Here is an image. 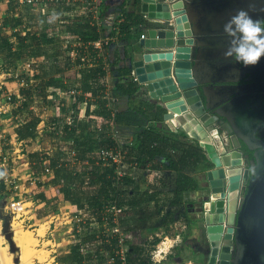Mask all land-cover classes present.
I'll list each match as a JSON object with an SVG mask.
<instances>
[{
  "label": "crops",
  "instance_id": "crops-1",
  "mask_svg": "<svg viewBox=\"0 0 264 264\" xmlns=\"http://www.w3.org/2000/svg\"><path fill=\"white\" fill-rule=\"evenodd\" d=\"M134 1L104 0L102 25L99 26L93 15L85 17L82 14H77L76 18L62 24V10L59 7L56 8L49 4L30 5L26 0H0V34L10 40L15 60L14 65L10 66L11 58L0 56V105H3L0 110L3 109L1 112L5 114L2 118L9 122L6 129H0V222L4 223V228L10 229L11 222L7 204L14 199L33 200L35 214L25 218L26 222H33L32 226L37 222L49 220L55 214H64L79 209L64 198L62 188L65 183L61 176L56 175V169L51 166V160L56 154L62 157L68 155L69 161L72 162L67 168L62 169L73 171V174L77 172L81 174L84 171L87 176V173L93 169L89 161H96L97 167L99 166L100 169L105 168V164L100 166L98 157H94L96 151L89 154V160L79 163H75L74 158L68 152L70 149L74 150L76 139L101 140L102 134L112 138L109 134L112 122L105 119L106 114L110 113L106 109L104 100L105 77L109 76L112 83L111 88H113L114 75H118L117 72L114 73L117 71H114V65L119 64V67H128L132 70L133 59H138L135 56V51L139 47L140 37L145 34L148 28L161 27L159 23L148 21L146 16L141 13L140 8L134 6ZM128 2H132L133 5ZM105 6L108 8H106L108 14L115 12L121 17L120 32L121 25L125 18L127 19L122 15V12L127 11L133 14L135 23L131 28V35H135V38L128 43L120 40L119 32L118 40L105 48L102 56L94 43L100 37L110 33L109 28L105 25L108 16L107 13L104 14ZM54 29H57L56 31L60 34L54 35ZM78 37L82 38L84 44L77 47L79 58L74 64L69 58V51L66 50V47H69L70 50L75 49L73 47L74 40ZM106 66H110L109 73ZM22 89L31 92L32 101H27L25 96H21ZM55 89L76 90V101L72 98L60 97L57 92H54ZM85 101L87 107L83 104ZM155 102L153 101V115L158 116L161 113L156 112L157 104ZM127 106V101L122 100L121 108L125 109ZM110 114L114 117L115 111ZM32 117L37 119V124L32 130L33 136L21 138L18 135V129L26 125ZM0 121L3 122L1 119ZM160 122L162 120L149 125L157 127L158 130L164 131L166 134L176 135V138L183 141L179 144L181 151H186L188 149V143L185 142L188 138L186 133L181 130L178 133L167 131ZM98 127L102 128V132H98ZM122 135L119 139L125 143L131 138L133 131L125 132ZM188 140L191 139L188 138ZM190 142L191 144L196 143L192 140ZM18 151L23 154H17ZM21 158H23V164L18 166L21 162L17 160ZM31 172L39 177V180H36L34 184L29 181ZM162 180L163 177L159 179L164 182ZM76 183L75 186H79V181ZM96 187L98 186L96 185ZM201 194L197 191L195 197L199 198ZM192 197L194 198L193 193ZM151 203H155V201L152 200ZM83 210H86L84 220L88 226L98 224L95 218H91L92 208L86 207L80 211ZM186 217V220L180 219L168 224V230H175L174 234L179 232L183 236L184 232L190 230L189 226L192 223L188 222V216ZM158 218H160L159 215ZM65 227L66 225L63 229H61L62 227L57 228L56 233L65 230ZM99 227L101 228L100 225ZM167 227L160 228L159 232H165ZM155 234L158 235V232ZM50 235L49 233L48 237ZM61 240H63L62 244L57 243V245L54 243L56 241L54 238L47 240L58 248L55 249L54 245H49L48 247L53 248H48V250L52 252L53 257H56L58 264H71L61 262L60 258L69 255L75 244L71 245V241L69 242V239L67 241V238ZM99 248L102 251L104 247ZM106 251L108 250L106 249ZM89 258L91 256L84 258V264ZM112 261L114 262L113 259Z\"/></svg>",
  "mask_w": 264,
  "mask_h": 264
},
{
  "label": "water",
  "instance_id": "water-1",
  "mask_svg": "<svg viewBox=\"0 0 264 264\" xmlns=\"http://www.w3.org/2000/svg\"><path fill=\"white\" fill-rule=\"evenodd\" d=\"M241 8L264 19V0H140L141 13L161 27L146 30L132 61L133 76L156 101L164 129L198 141L215 167L204 194L208 264H264V152L232 121L235 104L254 121L245 131L251 138L261 127L264 57L249 67L224 57L229 40L223 26ZM214 127L222 134L230 128V153L212 142ZM234 138L254 152L250 164ZM223 143L229 151L225 137ZM241 181L243 193L234 200Z\"/></svg>",
  "mask_w": 264,
  "mask_h": 264
},
{
  "label": "trees",
  "instance_id": "trees-1",
  "mask_svg": "<svg viewBox=\"0 0 264 264\" xmlns=\"http://www.w3.org/2000/svg\"><path fill=\"white\" fill-rule=\"evenodd\" d=\"M129 3V2H128ZM134 6L140 8V0H135ZM133 5L132 2L129 3ZM105 6L104 14H108ZM125 18L124 23L121 25L120 40L127 41L128 43L135 38V35H131V28L135 21L133 20V14L130 12H122ZM12 44L8 37L0 34V56H6L11 58L10 66L14 65ZM14 60V61H13ZM115 67V68H114ZM115 83L112 88V97L115 100V114L112 117L111 111L106 114L105 119H108L114 125L115 131L119 134V137L123 136L125 132L133 131V135L128 141H126L123 147L128 151L129 162H136L139 164V168L143 169L151 164L152 170H157L165 174H172L176 177V197L171 202V206H184V197L188 196L191 192L199 191V187L194 182L190 173L196 169V166L200 162L199 149L195 146H188L186 151H181L180 141L176 139V135H169L164 131H160L157 127L150 126L152 122L162 120V116L153 115V101L150 99L148 92L143 86H140L135 77L132 76V70L128 67H119V64L114 65ZM25 96L27 101H32L31 92L22 89L21 96ZM13 99V98H12ZM127 101V107L121 108V101ZM103 104V103H102ZM37 124V119L32 117L26 125L18 129V135L22 138L27 136H33V128ZM104 136V137H103ZM117 146V141L113 138L105 137L102 134L100 139H76L74 144V150L76 156L73 157L75 163L89 160V154L92 151L98 149H109ZM191 150H190V149ZM67 156H59L56 154L51 160V166L56 169V175L61 176L65 186L62 188V193L66 201L76 205L80 210L90 207L93 209L91 218H95L98 224L103 230L105 222H108L109 226H113V216L107 212L108 208L112 205L116 199L112 196L113 185V173L114 169L105 166L100 169L97 167L96 161H89L92 166V170L86 173L83 171L81 174L78 172L73 174V171L69 172L62 168H67L72 161H69ZM98 160V164L102 166L103 161ZM209 166L212 167L210 163ZM79 181V186H75ZM126 184L132 185L133 196L129 197V205L132 208H140L139 202H146L147 200H154L156 202V196L158 193H154L150 197L145 195L144 199H138L143 195H140V182H132L126 179ZM165 182V181H164ZM163 182V183H164ZM166 186V183H164ZM87 185V186H86ZM96 185L98 187H96ZM157 203V202H156ZM158 204V203H157ZM119 205V202H118ZM187 209V208H186ZM139 212V211H138ZM159 213V212H158ZM94 215V217H92ZM96 216V217H95ZM157 225H148V218L143 215L139 216L133 227L129 228V235L126 240L128 247V253H126V264H146L145 260L141 257L145 251V246L150 244L153 246L158 245L161 240L159 238L149 241L148 237H144L143 232H152L154 229H160L167 227L168 224L178 221L176 212H168L163 218L157 219ZM89 224V223H88ZM154 228V229H153ZM100 231V232H101ZM88 237V238H87ZM141 238V239H140ZM99 241L104 248L110 250V253H115L119 249V237L117 235L108 236L106 234L93 233L85 237V240ZM84 256L79 252V246L75 245L72 248V252L61 257V262L71 264H84ZM114 264H122L116 255L112 256Z\"/></svg>",
  "mask_w": 264,
  "mask_h": 264
},
{
  "label": "rangeland",
  "instance_id": "rangeland-1",
  "mask_svg": "<svg viewBox=\"0 0 264 264\" xmlns=\"http://www.w3.org/2000/svg\"><path fill=\"white\" fill-rule=\"evenodd\" d=\"M0 106V108L3 107V105ZM1 111H3V109L0 110V119L3 120V122L0 121V129L4 130L6 129V125H8L9 122H7L6 119L2 118V116H4L5 114ZM188 138H186L187 140L185 142L188 143V146L196 145V147L199 149V155L200 157H202L200 158V162L196 166V169L190 173L194 182L199 187L198 192L202 193L201 197L198 198L199 194L197 197H195V192L197 191H194L192 192L194 198L192 197V193L184 197L185 204L182 208H180L179 206L172 207L171 202L176 197V193L174 192L176 188V177L172 174L166 175L165 173H163L162 177L166 183V186L163 182L159 181L158 178L156 179L155 186H153L147 181L148 174H141V178L139 179V192L140 195L143 196L138 197V199L143 200L144 197H146L145 195H149L150 197H152L151 195L159 192L160 194L156 196V202L158 204L156 202L151 203L152 200H147L146 202H139L140 208H131L127 211L126 214L124 213L122 215L123 220H121L120 223L122 224L121 229L125 233L130 232L129 228L133 227V225L136 223V220L139 219L140 215H143L145 218H148V225H150V227L155 226L158 224V222H160L159 220H157L159 219L158 215L160 216V218L164 219V217L168 214L169 211L172 213L176 212V215L178 216V221L180 219L186 220V216H188V222H192L189 226L190 230L184 232L183 236H181L179 232L174 234L175 230H168V227L165 232H159V229L155 230L154 228L152 232H147L146 234L145 232H143L144 237H148L150 242H152L153 239L155 240L156 238H159L161 240V242L156 246L150 244L145 246V251L143 252V256L141 258L145 260L146 264H208L211 247L207 238L206 224L203 215L205 203L204 194L210 187L208 174L213 169H215V167L214 165L212 167L209 166L211 161L206 155V152L201 146V144L198 141L195 144H191V140H188ZM176 139L180 141V143L183 142L182 140H180V138ZM16 148H19V146H16ZM17 154L23 153L18 151ZM17 161L21 162L18 164V166L23 164V158L18 159ZM28 206L32 207L31 204H28ZM35 211V208H31L27 210V215H34ZM155 217L157 218L155 219ZM49 222L50 220H45V222H37L36 225L32 226L33 222H26V224L24 225L22 222L18 221V223H14L13 230H15V232L11 230V227L10 229L4 228V223L0 222V246L8 254L9 258L12 261V264H23V250L19 244L18 237L20 234L25 232L30 234L36 241V243L32 246L34 248L33 251L37 253V255L34 256V259L32 260L33 264H43L45 261H48L53 257L52 252L48 250V248L52 247L48 246L54 244L50 241H47L49 239L54 238L56 240L54 242L56 243V245L57 243L62 244V238H67V241L69 239V242L71 241V245L75 243L77 239H81L83 241V244L85 243V245H90L91 241L87 239L85 240V237L83 235L78 236L79 234L77 235L74 233L67 234L65 233V230L61 232L58 231L57 233H55L54 237H52L51 235L50 237H48L49 233L51 232H47L48 227L50 225ZM80 226L87 228L89 227L86 223H82L80 224ZM155 232H158V235H156ZM56 245L55 249H58ZM167 248L169 249L166 250ZM95 254L96 256L89 258L86 264H114L113 262H111V260L113 259L112 256L116 255L117 252L110 253V250L106 251V248H103V250L100 251V248H98L95 249ZM161 255H163V257H161Z\"/></svg>",
  "mask_w": 264,
  "mask_h": 264
},
{
  "label": "built area",
  "instance_id": "built-area-1",
  "mask_svg": "<svg viewBox=\"0 0 264 264\" xmlns=\"http://www.w3.org/2000/svg\"><path fill=\"white\" fill-rule=\"evenodd\" d=\"M26 2L30 5H43L49 4L55 6L56 8H61V20L63 23H68L69 21L76 18L77 14H82L85 17H89L93 15L96 21V24L101 26L102 25V9H103V2L104 0H26ZM122 23L121 17L119 14L112 12L109 13L105 20V25L109 28L110 33L102 36L99 38L94 45L98 48L100 55H104L105 48L111 46L114 42H116L119 36V27ZM57 29L53 30V34H60L56 31ZM114 34V36H113ZM140 38H145L142 35ZM72 39V38H71ZM84 43L82 42V38L78 37L74 40L73 47L75 49H69L66 47V50L69 51V58L71 62L74 64L79 58L77 47L82 46ZM110 70V66H106V70ZM108 70V73H109ZM106 78V89H105V96L104 100L106 101V109L108 111L114 112L115 111V100L112 97V88H111V80L109 76ZM57 92L60 97L72 98L76 101L77 92L74 89L70 91H63V90H54ZM78 104V103H76ZM84 106L87 107V102L85 101ZM77 115V114H76ZM56 127V126H54ZM54 129V128H53ZM57 130L59 128L56 127ZM98 132H102V128L98 127ZM54 131H56L54 129ZM109 133L113 139L117 141V146L114 148L109 149H98L94 157H98L100 161H103L105 166L111 167L114 169L113 173V185L112 187V196H115L116 199L113 201L112 205L108 208L107 212L113 216V226L110 227L108 222H105L104 229L101 231L99 224H91L89 227H81L80 224L85 223L86 217V210L80 211L79 209H75L74 211H68L64 214H55L53 215L50 220V225L48 227L47 232H50L51 235L56 233V229L59 227H65V232L67 234H79L78 236H89L93 233L96 234H106L108 236L117 235L120 236V250L118 249L116 257L119 258V261L122 264H126V253L128 251V247L126 245V240L128 238L129 233H125L121 229L120 221L123 220L122 215L127 213L132 207L129 205V197L133 196V187L132 185L126 184V179L131 180L132 182H138L141 178L140 175H147L148 174V183L151 185L156 184V179L158 180L162 177V172L157 170L151 169V164L143 169L139 168V164L136 162H129L128 160V151L123 147L124 142L119 139V135L115 131L114 125L112 124V129ZM62 135V133H60ZM192 140V139H191ZM193 142H196L192 140ZM72 157L76 156V152L73 149H70L69 152ZM69 155V156H70ZM93 159H96L94 158ZM48 171V170H47ZM36 180H39L38 175L34 174L33 172L30 173V182L34 184ZM33 201V200H32ZM28 198L23 199H14L8 202L7 204V211L8 216L10 219V227L11 230L14 229V223L22 222L24 225L26 224V216L27 210L33 208L34 209V202H32ZM119 202V205H118ZM31 204L32 207L28 206ZM119 218V221H118ZM31 227V226H30ZM108 227V228H107ZM15 232V230H13ZM101 231V232H100ZM54 235H52L53 237ZM75 245L79 246V252L84 256H96L95 249H98L102 245L99 241H93L90 245L83 244L81 239H77ZM55 246V244H54ZM104 247V246H102ZM53 248V247H52ZM113 262V261H112ZM114 263V262H113ZM43 264H58L56 261V257H52L50 260L45 261Z\"/></svg>",
  "mask_w": 264,
  "mask_h": 264
},
{
  "label": "clouds",
  "instance_id": "clouds-1",
  "mask_svg": "<svg viewBox=\"0 0 264 264\" xmlns=\"http://www.w3.org/2000/svg\"><path fill=\"white\" fill-rule=\"evenodd\" d=\"M250 12L251 8L238 9L223 26L229 40L225 59L244 67L255 66L264 57V19H254Z\"/></svg>",
  "mask_w": 264,
  "mask_h": 264
},
{
  "label": "bare ground",
  "instance_id": "bare-ground-1",
  "mask_svg": "<svg viewBox=\"0 0 264 264\" xmlns=\"http://www.w3.org/2000/svg\"><path fill=\"white\" fill-rule=\"evenodd\" d=\"M229 132H231L229 127L226 128L225 134L219 133L217 131V128H215V127L212 131V134H213V136L211 137L212 142L216 143L215 146H218L220 151L225 152V153H230L231 149H232L231 147L233 145L232 139L228 136ZM224 137L226 138L227 145L229 146V149H230L229 151L228 150L225 151V145L223 143ZM242 185H243V182L241 181L240 188H239V190H236L235 196L233 197L234 200H236V199L240 200V197H241L243 190H244V187ZM18 240H19V244L23 250V256H22L23 264H33L32 260L34 259V256L37 255V253H35V251H33L34 248L32 246L36 243V241L34 240V238L30 234H28L26 232L20 234L18 237ZM224 247H225V249H226V247L228 248V246L226 244L224 245ZM0 264H12V261L9 258L8 254L1 248V246H0Z\"/></svg>",
  "mask_w": 264,
  "mask_h": 264
},
{
  "label": "flooded vegetation",
  "instance_id": "flooded-vegetation-1",
  "mask_svg": "<svg viewBox=\"0 0 264 264\" xmlns=\"http://www.w3.org/2000/svg\"><path fill=\"white\" fill-rule=\"evenodd\" d=\"M244 84V83H242ZM245 84H249L245 82ZM264 93V91H263ZM233 109L234 113L232 115V121L234 123V126L237 129L243 130L244 136H248V143L250 144L251 147H254L256 151H259L260 153L264 152V121L258 119L257 121H260L261 127L258 129L257 132H255V136L251 138V135L245 132L248 127H250V124L253 121V119H250L247 115L243 113V111L238 109V106L233 104ZM259 123V122H258ZM255 125V124H254ZM242 133V131H241ZM238 146H239V151L242 153V156L244 157V160H246L247 163H251V161L254 159V152L249 150V147L244 144L239 138H235ZM260 145L262 147H260Z\"/></svg>",
  "mask_w": 264,
  "mask_h": 264
}]
</instances>
